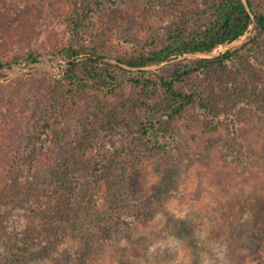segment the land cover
Wrapping results in <instances>:
<instances>
[{"label": "rangeland", "instance_id": "rangeland-1", "mask_svg": "<svg viewBox=\"0 0 264 264\" xmlns=\"http://www.w3.org/2000/svg\"><path fill=\"white\" fill-rule=\"evenodd\" d=\"M216 3L0 0V60L18 61L0 73V168L13 166L6 175L13 183L8 196L20 189L28 197L39 188L51 198L68 194L81 225L76 234L59 219L33 227L40 240L54 235L45 244L31 241L23 233L24 220L17 223L11 212L9 227L18 226V235L0 237L1 263L37 264L41 258L51 259L49 264H114L110 254L120 247L128 264H192L161 214L146 223L136 220L161 178L158 167L169 165L173 172L164 207L174 218L190 219L199 244L212 247L200 264H264V225L256 208V198L264 199V33L251 40L252 29L233 46L244 44L247 52L227 61L229 77L213 67L208 75L177 85L199 97L213 88L221 123L194 102L149 139L141 136L140 126L163 93L153 83L133 79L200 56L143 70L116 65L125 71L112 69L114 82L79 74L69 80L65 73L64 49L111 59L157 52L172 43L180 27L197 31ZM251 3L250 12H264V0ZM88 9L94 10L84 27L75 26ZM29 51L40 55L33 66L23 62ZM108 111L116 114V126L105 132ZM37 212L45 223V212ZM229 241L237 243V259L229 255ZM20 243L27 245L23 254L16 248Z\"/></svg>", "mask_w": 264, "mask_h": 264}, {"label": "trees", "instance_id": "trees-1", "mask_svg": "<svg viewBox=\"0 0 264 264\" xmlns=\"http://www.w3.org/2000/svg\"><path fill=\"white\" fill-rule=\"evenodd\" d=\"M246 1L251 8V0ZM93 10L94 9H88L85 13H83L81 20L75 19L74 25L84 27L85 22L91 16ZM251 16H254V35L251 39L254 40L264 33V12L252 10L249 13L246 10L242 0H217L212 12L207 15L205 21L201 26H199L197 31H190L189 29L180 27L178 31L175 32L171 37L172 43L164 49L138 56L114 58L132 67H142L149 64L161 63L175 56L188 52L209 53L221 45H227L230 42L238 39L246 31H248L252 22ZM245 47L246 46L242 44L238 48H228L223 54L215 57H196L194 59L178 61L160 69L158 74L150 73L148 77L144 78L139 76L138 79H133L134 83H139L141 79H143L145 82L153 83L159 87L163 93L161 102L152 106L150 110L151 113L146 117L145 121L141 123V136L143 138L149 139L150 134H158V129L162 128L165 123L173 120L175 116L179 115L188 105L194 102H197L200 108L204 109L206 117H210L212 121L221 123L223 118L220 116L217 100H214V98L211 97L214 94V90H212L213 88L209 91V93L207 92L208 94L206 97H199L194 90H180L177 88V85H181L187 79L193 78L195 76L198 77L205 74L208 75L210 69L213 67L219 69L222 74H225V77H229L230 74H228V71L231 73L232 71L225 70L227 69V61L231 60L233 56H236L239 51L244 50L247 52ZM62 54L64 55L66 61L79 58L82 54L88 56L85 60L68 64L65 69V73L68 75V78H70L69 80H71L70 76H77L79 74L80 78L84 79L102 77L104 80L108 79L109 82H114L115 77L110 71L114 68L123 70L116 65L100 60L99 57L102 55L97 52L92 51L82 53L64 49ZM93 56L98 58L94 59L92 58ZM39 57L40 55L36 52L29 51L24 55L23 62L26 64V66H33L39 61ZM16 62H18L16 59H12L10 61L0 60V68H10L11 65ZM75 70H79V72L77 73ZM71 71L74 73L70 75L69 72ZM113 113L114 112L112 111H108L106 113L107 118L102 125V129L105 132L114 129L116 126V121L114 120L116 114ZM229 122H231V119ZM236 125L237 123L232 124V127H234V132ZM251 152L252 151L250 150L246 152L247 154L245 159L249 158ZM10 166L11 165H8L6 167L7 169L0 168V237H11V233L13 232L15 235H18V232H15L17 231L18 226L13 227V225L9 227L10 225L8 219L9 215H11V212L15 214V219L22 218L24 220L23 227L25 231H23V233H29V235H31V241H39L40 238L38 239V233L35 229L32 230V233L30 230L33 227L36 228L40 225L45 226L47 221H52L53 219H59L66 225H72V232L75 234L81 230L79 217L74 215L69 202L70 195L68 196V194H58L56 197L51 198L50 193H47L46 190H41L39 188L37 192L33 194L29 193L28 197L22 195L20 193V189L16 191L18 193L14 196H8V194L13 192V183L6 176L9 172V169L13 168V166H11L12 168ZM168 166L165 169L158 167L161 178L157 183L154 194L148 198L146 203L138 208L136 220L146 223L152 219L155 214H161L165 218L166 225H172L175 228L172 236L179 243L182 251L186 255L192 256V264H200V261L203 259V257H205L207 252L212 255L213 249L212 247L206 248L202 244H199V241L196 240V232L190 219L174 218L169 213V211L165 209L164 203L166 202L165 200H167V182L169 175H171V172H173V170L168 168ZM64 190L67 192L70 189L65 188ZM28 202L35 205L36 209L33 210L32 207H29ZM256 202V208H258L262 215L261 220H259L261 221V224L264 225V199L262 197H257ZM21 208H23L24 211L30 213V215H22L20 210ZM37 210L45 212V218L47 219L45 223L42 222L44 217H40ZM19 221L20 219L16 222L18 223ZM65 234L66 233L63 235V240H65ZM53 238L54 235H51L50 233L47 237L41 239L40 242L44 241L46 244L48 239L53 240ZM229 245L233 249L229 251V255L237 259V256L235 255L236 253L234 254V252L237 250V243L234 241H229ZM11 246L13 247L12 244ZM25 247H27V245L24 244H21L20 247L16 246L17 250L21 251L22 254ZM38 248H41L40 243ZM9 250L12 251L13 249L10 248ZM0 251H3L2 246H0ZM10 251L9 254L11 253ZM121 252L123 253L120 247L114 249L110 254V261H112L114 264H128L124 258L125 254H122ZM119 253L121 254L119 255ZM36 260L38 262L37 264H49L51 259L37 258ZM0 264L10 263L5 261L2 263L0 262Z\"/></svg>", "mask_w": 264, "mask_h": 264}, {"label": "water", "instance_id": "water-1", "mask_svg": "<svg viewBox=\"0 0 264 264\" xmlns=\"http://www.w3.org/2000/svg\"><path fill=\"white\" fill-rule=\"evenodd\" d=\"M243 4L245 5V8L248 12L249 11V8H248V5L247 3L245 2V0H242ZM252 18V22L249 26V30L246 31L242 36H240L238 39L230 42L229 44H227L222 50L218 51V52H209V53H200V52H191V53H187V54H183V55H179L175 58H172V59H169L167 61H164L158 65H152L151 67H158V66H162V65H166L170 62H173L175 60H179V59H183V58H186V57H189V56H200V57H215V56H218V55H221L225 52L226 49L228 48H232L233 46H235L239 41H241L242 39H244L246 37V34L248 32H250L252 29H253V22H254V16H251ZM92 58L96 59L98 57L96 56H93ZM83 58H76V59H71L69 61L66 62V64H69V63H73V62H78V61H81ZM100 60H103V61H107V62H110L112 64H115L117 66H121V67H124L126 69H129V70H143V69H147V68H151L150 66H142V67H132V66H129L127 64H124L118 60H115V59H111V58H108V57H104V56H101L99 57ZM4 71V68H0V73Z\"/></svg>", "mask_w": 264, "mask_h": 264}]
</instances>
